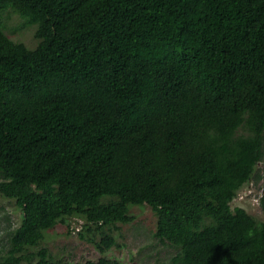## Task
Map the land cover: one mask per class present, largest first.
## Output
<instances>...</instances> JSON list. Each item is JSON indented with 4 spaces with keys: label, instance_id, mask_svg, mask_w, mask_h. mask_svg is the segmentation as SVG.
Masks as SVG:
<instances>
[{
    "label": "trees",
    "instance_id": "1",
    "mask_svg": "<svg viewBox=\"0 0 264 264\" xmlns=\"http://www.w3.org/2000/svg\"><path fill=\"white\" fill-rule=\"evenodd\" d=\"M263 158L264 0H0V195L22 212L0 264H69L41 243L78 220L101 254L80 264H121L130 205L170 264H264V188L262 220L231 206Z\"/></svg>",
    "mask_w": 264,
    "mask_h": 264
},
{
    "label": "rangeland",
    "instance_id": "2",
    "mask_svg": "<svg viewBox=\"0 0 264 264\" xmlns=\"http://www.w3.org/2000/svg\"><path fill=\"white\" fill-rule=\"evenodd\" d=\"M2 27L5 33L15 41H22L28 47L36 44L33 33L34 25H28L25 18L7 8L2 14ZM257 168L261 174L258 181L252 179L246 183L231 202V206L245 208L255 218L262 220L263 213L258 196L264 188V158ZM134 219L128 223H118L110 232L114 235L118 246L112 248L106 255L118 259L121 264H170L175 249L161 243L154 235L156 217L148 205H130ZM22 212L13 201L0 195V253L7 245V230L14 228L21 220ZM81 221L72 223V233L69 237L52 236L42 245H46L53 255L62 256L69 264H80L86 259H97L101 254L92 244L77 235ZM72 228V229H73Z\"/></svg>",
    "mask_w": 264,
    "mask_h": 264
}]
</instances>
